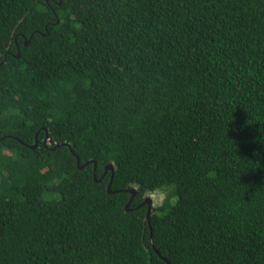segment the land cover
Segmentation results:
<instances>
[{"label": "trees", "instance_id": "obj_1", "mask_svg": "<svg viewBox=\"0 0 264 264\" xmlns=\"http://www.w3.org/2000/svg\"><path fill=\"white\" fill-rule=\"evenodd\" d=\"M169 263L264 264V0H0V264Z\"/></svg>", "mask_w": 264, "mask_h": 264}, {"label": "water", "instance_id": "obj_2", "mask_svg": "<svg viewBox=\"0 0 264 264\" xmlns=\"http://www.w3.org/2000/svg\"><path fill=\"white\" fill-rule=\"evenodd\" d=\"M47 139H48V135L45 137V142L47 141ZM36 145H37V141L35 142V145H34V146H36ZM77 161H78V165H79V167H82L83 165L80 164V158H79V156H77ZM109 169L112 171V176H111V180H110V182H109V184H108V191L111 192V184H112L113 173H114V165H113V163H110V164H108V165L106 166V168H105V172H107V170H109ZM100 179H101V178H100ZM100 179H98V180H100ZM128 191H130V192L132 193V196H131V198L129 199L128 203L126 204V209H127V210L130 209V207H129V205H130V201L132 200L133 196L135 195V193H136V189H135V188H131V189H129ZM144 203H147V204H148V209H147V219H148V221H150V215H151V208H152V204H153V199H152L150 196H148V197H146L145 200L142 202V204H144ZM151 240H152V233H151ZM169 264H170V263H169Z\"/></svg>", "mask_w": 264, "mask_h": 264}, {"label": "rangeland", "instance_id": "obj_3", "mask_svg": "<svg viewBox=\"0 0 264 264\" xmlns=\"http://www.w3.org/2000/svg\"><path fill=\"white\" fill-rule=\"evenodd\" d=\"M151 196L153 198V203L158 205L165 198L166 192L165 191H159V192H156V193L152 194Z\"/></svg>", "mask_w": 264, "mask_h": 264}, {"label": "clouds", "instance_id": "obj_4", "mask_svg": "<svg viewBox=\"0 0 264 264\" xmlns=\"http://www.w3.org/2000/svg\"><path fill=\"white\" fill-rule=\"evenodd\" d=\"M150 197L152 198V196L150 195ZM153 199V198H152Z\"/></svg>", "mask_w": 264, "mask_h": 264}]
</instances>
